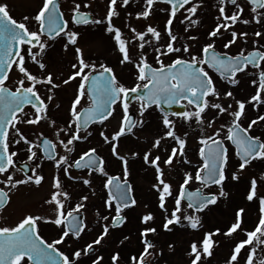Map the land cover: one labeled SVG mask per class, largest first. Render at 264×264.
Returning a JSON list of instances; mask_svg holds the SVG:
<instances>
[{"label":"snow or ice","instance_id":"1","mask_svg":"<svg viewBox=\"0 0 264 264\" xmlns=\"http://www.w3.org/2000/svg\"><path fill=\"white\" fill-rule=\"evenodd\" d=\"M129 4L130 0H119V3L118 0H108L105 16L97 19L88 10L91 8L90 2L73 0L71 15L66 19L59 0H42L34 15H25L22 20L17 21L10 15L8 5L0 3V177H3L0 178V185L3 186L0 187V209L10 202L12 190L22 185L40 186L45 179L43 175L37 174V169L41 167L39 163L36 168L31 169V175L15 178L14 158L18 152L11 150L13 144L25 145L30 162L40 160L38 152L42 153V158L51 161L57 172L53 177L50 199L45 201L51 206L47 209L50 215L28 214L14 225L0 226V264H101L104 257L96 255V246L106 240L110 229L125 225V211L134 209L138 204L129 180V159L118 152L119 141L138 126L143 127L142 118L153 106L161 111L165 131L154 139L152 149H161L162 142L168 140L174 144L170 150L164 147L168 154L163 160L160 154L153 155L151 150L145 151L140 157L144 165L152 168L155 173L156 182L152 189L157 193V207L164 214L161 226L163 231L172 232L174 227L199 231L202 228L200 213L216 205L219 198L227 199L228 193L224 186L229 175L232 181H239V173H243L254 161L264 162V137L253 133L254 126L264 127L261 123L264 122V114H258L256 118L248 115L249 110H259L264 106V41L253 40L251 51L244 48L237 54H229L227 51L238 39L242 44L248 43L247 31L238 33L233 30L229 33V29L238 22L243 25L252 22L261 25L262 30L254 31L253 35L256 38L264 36V0H247L251 20L242 19L244 8L238 0H219V15L216 17L218 22L207 34L210 42L198 47L193 43L178 42L173 21L183 10L184 18L179 22L185 24L184 31L187 33L191 27L199 24V20L194 17L202 7L200 3L194 0H144V7L135 14L137 20L147 21L154 14V6L157 4L169 6L160 9L167 13L163 28V35L167 39L163 44L162 32L151 24L138 30L126 22L124 26L131 32V37L125 36L121 27L114 23V18L118 19L121 9L127 8ZM226 4H231L235 10L226 12ZM131 16L132 13H128L126 21ZM30 22L35 23V30L30 27ZM70 24L75 27L104 25L105 33L111 36L120 54L119 65H132L135 69L134 85L122 83L113 67L105 63L97 66L96 62L86 60L78 43L81 33L70 28ZM225 33H229L230 39L223 44L224 51H217L215 40L221 39ZM58 39L65 41L62 50L67 52L71 46L75 56L71 72L63 79L48 71L44 62L49 42H56ZM187 40L196 42L199 37L189 35ZM146 48H151L154 53V63H149ZM169 57L171 59L166 63L164 58ZM29 63L38 66L39 72H32ZM13 69L18 78L14 86H8ZM209 70L232 87L249 77L250 85L255 89L254 94L247 100L237 99L231 90L222 94ZM73 82L75 94L69 104L66 126L57 128L56 121L51 120L48 115L49 105L54 99L53 93L62 87L73 86ZM42 89L47 93L45 98L41 96ZM222 98L230 102L225 105L220 102ZM133 101L137 102L139 119H134L130 114ZM116 105L121 109L118 129L110 134L101 130L99 136L105 145L111 146L112 157L121 162L122 176L109 174L106 160L95 147L79 153L78 158H72L78 143L92 135L89 131L91 126H105L110 118H116ZM173 105H178L183 110H164V106L171 109ZM246 106H251V109H246ZM26 107H30L32 111H25ZM212 112H215V116L209 115ZM170 117H176L186 124L194 120L202 131L205 128L212 129L211 134L202 136L198 141L199 165L194 172L183 173L181 183L175 191L172 183L165 178L166 171L171 172L177 164L188 165L191 162L186 158L187 140L177 134L176 120ZM218 117L223 119L217 126ZM42 121L54 129V140L47 138L43 131L38 132L37 138L33 140L18 127L38 126ZM246 121L248 122L245 124ZM61 134L66 139L61 138ZM58 147L63 154L57 151ZM231 149H234L233 154L239 164L236 171L228 174ZM138 155L133 153L132 157L136 158ZM72 170H86L88 178L81 180L71 174ZM60 172L68 180L81 182L84 186H91V177L96 174L104 178L102 187L106 192L103 201L106 214L96 212L101 232L86 246H81L79 250L73 249L67 254L59 246H70L73 239L80 240L88 228L84 211L88 207L89 196H82L80 202L73 206L71 194L61 182ZM259 179L264 182V175ZM193 183L198 185L194 191L190 190ZM212 186H216L218 192L206 193L205 189ZM258 188H264V183L258 185L257 179L252 178L245 197L249 204L257 207L258 220L253 228L245 227L247 213L241 207L235 211L234 222L223 232V236L227 238L241 233L245 237L234 243L226 264H264V195L259 194ZM92 195H95L94 190ZM169 198L173 201L171 210L166 206ZM109 220L110 223H107ZM155 220L152 212L140 217V223L144 226L139 231L142 251L131 255L128 264H151V260L146 257L155 254L156 245L150 239L158 234L154 226ZM41 224L57 229V238L50 242L45 239L40 231ZM219 235L220 229H215L204 233L201 241L192 242L188 253L190 264H204V261L212 257L214 248L218 246L214 237ZM128 240L130 237L125 235L120 243ZM168 247L171 251L173 245L169 244ZM258 250L262 255L257 256ZM82 257H88V260ZM120 260V253L116 252L111 255L110 264H118Z\"/></svg>","mask_w":264,"mask_h":264},{"label":"rangeland","instance_id":"2","mask_svg":"<svg viewBox=\"0 0 264 264\" xmlns=\"http://www.w3.org/2000/svg\"><path fill=\"white\" fill-rule=\"evenodd\" d=\"M6 2H9L13 7L15 13L20 16L21 12L27 13V14H33L37 7L38 3L34 2V0H5ZM91 1V9L94 11V17L97 19L103 18L106 14V6L108 0H90ZM89 1V2H90ZM119 2V0H118ZM197 2V1H196ZM202 7L198 9L197 15L199 16L194 17L195 19L199 20V24L196 26H193L190 28V30L186 33L184 31L185 24H181L179 21L184 18L183 11L180 14H177V17L173 21V28L174 32L177 31L179 36V43H193L195 46H199L202 44H206L210 42L207 38L208 32L214 28L213 25L217 24L216 17V9L213 7L212 0H205V3L201 4ZM144 7L143 2H135L134 4L129 5L125 9H121V14L118 19L114 18V23L119 25L121 27V30L125 33L126 37H131V32L128 30L127 27H125V23H129L134 27H137L139 30L141 27H146L147 25L151 24L152 26L158 27V29L162 32V39L161 43L163 44L166 41L165 35H163V24H165V21L167 19V13L160 11V9H166V7L155 5L154 6V14L147 20H137L135 19V14L139 12ZM90 9V10H91ZM128 13H132L131 18H128L126 21V17ZM212 15H216L215 20L213 21ZM160 18V20H159ZM212 24V25H211ZM82 32V40L84 43L81 45L85 59L91 62H96L97 66H99L100 63L108 64L109 66L113 67V69L116 71L117 74L120 75L118 79L121 80L122 83L132 86L135 83V69L132 65H125L121 67L119 65V59L120 54L115 48L114 41H111L110 35L106 34L103 28L94 27L92 29H87L86 31ZM189 35H197L199 37V40L196 42H189L187 40V36ZM226 36V35H225ZM225 38L224 35L221 39ZM221 39L215 40L216 43V49L217 51H224L223 47L218 44V42ZM53 46L50 44V47L47 52L53 53L51 54V61H44L48 68L47 70L52 72L54 75H58L61 77V79L65 78L70 72H71V64L75 62V56L74 53L70 52H64L63 50L52 48ZM133 47V52L135 53V47ZM236 47V46H234ZM233 47V48H234ZM52 49V50H51ZM57 51V52H55ZM59 51V52H58ZM74 52V50H71ZM147 55H148V61L151 63L153 62V55L151 48L145 49ZM48 53V54H49ZM167 59V60H166ZM166 63L169 62L171 59L166 58ZM30 70L34 73H38V71L33 67V65H30ZM15 72V71H14ZM125 77H130L127 82ZM18 78V74L15 72L13 75V78L11 79V82H15ZM218 90L222 92L224 85L219 82L217 86ZM45 93V91L42 89ZM245 93L244 96L235 95L237 99L240 100H247L250 97L251 92L248 90H243ZM47 95V93H45ZM75 94V87L69 86V87H62L58 92L53 93L54 99L51 102V116H49L50 119L56 121V126L58 127H65V122L68 120V108L70 101L72 100L73 96ZM211 99V97H209ZM223 104H227L230 102L227 99H223L220 101ZM56 105H59V107H56ZM121 109L118 108L114 116L115 119L110 118L109 121L105 123V126L100 128L101 130H104L106 134L113 133L118 129L119 125V118H120ZM130 113L134 114L136 116V119H139L138 113H137V102H134L133 105L130 107ZM211 116H215V112L209 113ZM153 118V119H152ZM144 120L143 127H139V130L135 133L134 136L130 138H126L125 140L121 139L119 141V147L118 152L122 155H124L126 158L131 159L133 163L135 164L139 161H142L140 157H142L143 153L145 151L151 150L153 155L160 154L161 159L168 154L167 151H164V147H167L169 149L170 146L173 145V142L171 140H168L166 142H162V148L161 149H152V144L154 142V139L159 138L163 132L165 131L163 129V126L159 125V122H162V119L160 117H157L154 112L151 113V116L147 117V113H145V116L142 118ZM156 119L157 122L154 120ZM176 120V130L177 134L181 135L182 138H185L187 140V148H186V158L191 162L188 165H184L182 163L177 164L176 168L173 169L171 172L166 171L165 178L169 180L172 185L173 189L178 188V185L181 183V177L184 172H194L195 168L199 165V156H198V149L200 147L198 141L202 136H206L208 134H211L212 129L205 128L203 131L201 130V127L198 126L195 121L193 120L190 124L184 123L182 120L178 118H170ZM223 117L216 118V125L218 126L221 122ZM153 121V124L149 126V123ZM159 121V122H158ZM62 124V125H61ZM23 130L27 135H31L33 132H40L44 131L48 135L50 134L53 138V132L54 129L50 128L46 122H43L42 125L38 126H28L23 125ZM94 131V130H93ZM91 131V132H93ZM98 131V132H97ZM95 132V133H94ZM90 137H88V141L85 143V147H81L83 151L88 150L89 148L96 147L98 151L109 161H111L110 156L111 152L107 145H105L100 139H94V134H99V129H96ZM253 132H256L260 135H263L262 128L254 126ZM83 135V134H82ZM61 138L66 139V137L61 134ZM94 139V140H93ZM174 146V145H173ZM62 151V149H61ZM79 151V149L77 150ZM133 153L139 154L136 158L132 157ZM183 158H181L182 160ZM132 168L135 169L133 176L131 175L129 179L131 178L133 181V184L136 188V194H137V206L132 209L131 212L128 213V216L132 218V228L126 230L123 235L120 237L114 238V240L110 239L109 237L106 238L105 241H103L102 245L100 246V249L102 254L105 255L103 259V264L109 263L110 257H108L107 251L111 249L118 250L120 248L123 252H125V256L127 255H137L139 252H141L142 247L139 245V231L144 226H138L139 224V218L147 213L152 212L155 214L156 220L154 226L157 228L158 234L155 236H151L150 238L153 240V243L157 246H165L169 244L164 241L166 238L165 232L162 230V223L164 219V214L160 212V210L157 209V193L152 189V185L156 182L155 181V173L154 170H152L148 166H133ZM142 165V163H140ZM238 169V163L235 160L234 155H230V164L227 169V173L230 174L231 172H234ZM264 175V162L256 161L253 165L249 166L245 169L243 173H239L240 179L239 181H232L229 175V179L226 181V185L224 186V190L228 193L227 199L219 198L218 203L212 207L213 209L208 210L206 213L201 215L202 217V228L199 231L191 230L187 227H174L173 232L179 233V236L174 239V245L173 247L179 248V264H185L187 258H185L183 255L185 253V249H188L190 247V244L192 242H199L202 240L204 233L213 231L215 229H220L221 235L214 237L216 241H218V246L215 247L217 256L215 261L221 260L219 263H213V264H225L227 262V257L230 256L232 247L235 242L239 241L240 239H244L245 237L243 234L234 235L233 238H227L223 236V232L230 226L231 223L234 222L235 218V211L238 208H245L247 213V223L248 225L247 229H252L255 223L258 220V213H257V207L255 204H249L245 197L250 187V180L252 178H256L258 181V185L264 183L260 181V176ZM91 179H93L91 177ZM94 183L96 181L94 180ZM52 182L48 183L47 185L41 187L39 190V199L40 201L42 198L47 197L52 189L51 186ZM198 187L197 184L193 183L190 185L191 189H196ZM93 190L95 191V195H92ZM93 190H84L86 192V195L89 196V204H95L96 202L101 200V196H104V191L100 188H94ZM259 194L264 195V188H258ZM70 192H76L74 189H71ZM206 193H217L218 188L213 187L205 190ZM148 204L149 206H147ZM173 201L171 198L167 201V207L171 210L173 206ZM171 206V207H170ZM88 222L89 224L92 223V221H95L96 213L93 211H88ZM128 226L127 224L124 226V228ZM246 227V226H245ZM123 228V229H124ZM122 229V230H123ZM178 229V230H177ZM87 230V235L91 234ZM100 232V230H98ZM129 236L130 240L125 241L123 244L120 243L121 240H123L122 236ZM94 238L91 236V239ZM120 238L118 241L117 239ZM159 241H162L161 244H157ZM116 242V243H115ZM158 248V247H157ZM244 255V251L242 250L241 256ZM262 255V253L257 252V256ZM206 264H211L210 261H206ZM204 263V264H205ZM243 264V262H242Z\"/></svg>","mask_w":264,"mask_h":264},{"label":"flooded vegetation","instance_id":"3","mask_svg":"<svg viewBox=\"0 0 264 264\" xmlns=\"http://www.w3.org/2000/svg\"><path fill=\"white\" fill-rule=\"evenodd\" d=\"M89 1L90 0H84L85 3H88ZM140 1L143 2V4H144V0H130V4L129 5L134 4L135 2H140ZM196 1L198 3H200V4L205 3V0H194V2H196ZM34 2L38 3V7L36 9V11H37L38 8L41 6L42 0H34ZM59 2L61 4V6H62L61 10L65 13V18L66 19L69 18V16L71 15L70 9H71L73 0H59ZM212 2H213V5H214L213 7H215V9H216V15H219V12H218V7L220 6L219 5V0H212ZM0 3H4V4L8 5L10 15H12V17L14 19H16L17 21L22 20L23 16H25V15L32 16V15H34L36 13V11L33 14H27V13L21 12V14L19 16V15H17V13H15L14 7L9 2H6L5 0H0ZM90 3H91V1H90ZM107 3H108V1H107ZM238 3H240V5L244 8V13L242 15V19L247 18V19L251 20L252 17H251V14H250V6L247 4V0H238ZM157 5H160V6H163V7H166V8L169 7L168 5H165V4H157ZM90 9H88V10L92 12L93 18H95L94 17V11L92 9L91 10ZM228 10L234 11L235 8L231 4H226V12ZM182 11L183 10H181V12ZM216 15H212L213 16V18H212L213 21L215 20ZM196 17L198 18L199 16H196ZM159 20H160V18H159ZM117 26H119V25H117ZM213 26L215 27V25H213ZM30 27L32 28V30H35L36 29L35 23L34 22H30ZM94 27H98V28H103L104 29L105 26L104 25H88V26L75 27V26H72L70 24V28H74V30H76V31L81 33V37H80V40L78 42L80 47L84 43V41L82 40V32L81 31H86L87 29H92ZM163 28H164V24H163ZM173 30H174V28H173ZM233 30L237 31L238 33L247 31L249 33V35L247 37L248 43H247V45L242 44L241 41L238 39L237 43L227 50L229 52V54H237L238 51L241 48L246 49V51H251V50H253V40L259 39L260 41H264V36H262L260 38H256L253 35L254 31L262 30L261 29V25H258L255 22H252V23H250L248 25H243V24L238 22L236 25L233 26V28L229 29V33L231 31H233ZM175 32H176V34H178L177 31H175ZM175 32H174V34H175ZM229 33H225L224 34L225 38L221 39L218 42V44H220L221 47H223V44L225 42H227L228 39H230ZM178 38H179V36H178ZM110 40L113 41L112 38ZM64 42L65 41L58 39L56 42H49V43L53 46L52 48H56V50L57 49L62 50V45H63ZM234 46H236V47H234ZM258 46L259 45H257V47ZM71 50H72V47L70 46L68 52L74 53ZM55 52H57V51H55ZM48 53L49 52H47L45 57H44V61L46 60L47 62L51 61V56H52L51 54L53 53V51H51V53H49V54ZM33 67L39 72L38 66H34L33 65ZM14 71H15V69H13V72L10 73V79L7 82L8 86H14V84H15V82H11V79L13 78V75L15 73ZM250 71H255V70L250 69ZM209 72H210V75L213 76V79H214V81L216 83V86H218L219 82H221L224 85V88L222 90L223 93L226 90H231L234 93V95L244 96L245 93L243 92V90L245 89V90H248V91L251 92V94H250V97H251V95H253L254 92H255V89L250 85V78L249 77H246V78L242 79L241 83L239 85H237L236 87H232L231 85H228L226 82L219 80V78L216 76V74L212 73L211 70H209ZM117 76H118V78L120 77L119 74H117ZM125 78H126L125 82H127L130 77H125ZM73 85H75V82H73ZM45 93L43 91H41L42 98L46 97ZM45 102L47 103V100ZM82 104H83V101H82ZM131 105H133V103ZM51 106H52V103L49 105V113H48L49 116H51ZM115 108L117 110L120 107H119V105H116ZM246 109H251V106H246ZM25 111L31 112L32 110H31L30 107H26ZM152 112H154L157 117H160L162 119L161 111L156 109L155 106H153V108L149 109L146 112L147 113V117L151 116ZM258 114H264V106H261V108L259 110H249L248 111V115H249L250 118H256ZM131 115L133 116L134 119H136V116L133 113ZM170 118H176V117H170ZM154 120L157 122L156 119H154ZM154 120H151V122L149 123L148 127H150V125L153 124ZM247 122L248 121H246L245 124ZM42 123H43V121L41 122V125H42ZM261 123L264 124V122H261ZM159 125L162 126V122L161 121L159 122ZM28 126H31V125H28ZM65 126H66V122H65ZM18 127H20L21 130L25 133V131L23 130V125H18ZM102 127L103 126H101V125H93V126H91L89 128V131H93V130L96 131V129H99V131H101L100 128H102ZM261 128H262V132H263V135H261V136L264 137V127H261ZM138 130H139V127L134 129L131 134L127 135L126 137H122L121 139L125 140L126 138H130V137L134 136L135 133ZM37 133L38 132H36V133L33 132L31 135L30 134L27 135L26 133L25 134L28 137H30L31 139L35 140L37 138L36 137ZM253 133L256 134V135H260V134H258L256 132H253ZM44 134H45V136L47 138L54 140V138L50 134L48 135L46 132H44ZM10 136H11V133H10ZM94 139H100V141L103 142V140L99 136V134H96V135L94 134ZM87 141H88V139L83 141V142H81V143H78L77 150L79 149V151H76L75 153L72 154V158L73 159L78 158V154L83 152L81 147L87 146V145H85V143ZM107 146L110 149L111 146L110 145H107ZM172 146L169 147V150H170V148ZM11 150L18 152L17 157L14 158L15 164H16V170H14L15 171V178L20 179V178H24L26 174L31 175V169L32 168H36V165L39 163L41 165V167L37 169V174L43 175L45 179H44V181L42 182V184L40 186L22 185V186H19L18 189L11 191V193H10V197H11L10 202L3 209H0V226L14 225L24 215H28V214L44 215V216L50 215V213L47 211V209H49L51 206L47 205L45 203V201L47 199H50V194L53 191V189H51L49 195L47 197L42 198L41 201L39 199V190H41L40 189L41 187H43V186L47 185L48 183L52 182L53 181V177L57 174L53 163L51 161L43 159L42 158V153L38 152V156L41 157L40 160H34V161H31V162L28 161V153L26 152L25 145H23V143H21L20 145H14L13 144L11 146ZM57 151L60 152L61 154H63V152L61 151V149L59 147L57 148ZM98 153L106 160V170L109 172V174H115V175H121L122 176V165H121V162L119 160H117L114 157L110 156L111 161H109L99 151H98ZM233 153H234V149H231L230 150V155H234ZM255 162L256 161H254L253 164ZM131 163H133V162L131 161V159H129V168H130V171H131V175L133 176V174L135 172L134 171L135 169L132 168L133 164H131ZM140 163H142V165H140ZM133 166L141 167V166H146V165H144L143 161H139V162L135 163ZM10 171H13V170L10 169ZM71 174L74 175V176L79 177L81 180L83 178H88L86 170H84V171L72 170ZM59 175H60L61 182H62L64 188L71 194V204L73 206L75 205V203L80 202V198L82 196L86 195V192L84 190L89 191L90 189L93 190L96 187V188H100V189H102L104 191V193H103L104 196H101V200L96 202V205L95 204H89V201H88V207L84 211L85 223L88 225V228L85 229V233L82 234V238L80 240H78V241L73 239L70 242V246L68 244L59 246L61 248V250L64 251L67 254V253H71L73 251V249L79 250L81 248V246H86L87 243L92 242L97 237V235L101 232V230H102L101 224L97 223V218L95 219V221H92V223L89 224L87 210L88 211H93L95 213L97 211H99L101 214H106L104 203H103V201H104V199L106 197V192H105V190L102 187L104 178L99 177L96 174H93V176H92L93 184L91 186H84L81 182H78V181H70L63 175L62 172H60ZM0 178H3V177H0ZM94 180L96 181V183H94ZM129 180H130V182L133 185V195L135 196L136 199H138L137 194H136V188H135V186L133 184V181H132L131 178ZM0 187H3V186L0 185ZM213 187H211V188H213ZM71 189H74L76 192H72L71 193L70 192ZM191 190H195V189H191ZM205 190H207V189H205ZM146 205L149 206L148 204H146ZM66 207H67V205H66ZM210 209H213V208L210 207L208 210H210ZM208 210H206L204 213H206ZM131 211H132V209L126 210L125 213H124V215H126V217H127V222L125 223V225L127 224L128 226H126L124 228L125 225H123L120 228L110 229V233H109V236H108L110 239L114 240V238L120 237L121 235L124 234V232L126 230H128V229L133 227L132 226V218L128 216V213L131 212ZM107 223H110V220ZM138 226L139 227L143 226L140 223V218H139ZM245 226H246V228H248V225H245ZM89 229L91 230L90 233H92L91 236L94 237L92 239H91L90 234L87 235V233H88L87 230L89 231ZM98 230H100V232H98ZM40 231H41L43 237L45 239H47L49 242L52 239L57 238V236H58V230L55 229L51 225L41 224L40 225ZM165 234H166V238H165L164 241H166L168 244L174 245V242H173L174 240H169V239L177 238L179 236V233H176V232L172 231V232H165ZM167 236L169 237V239L167 238ZM173 236H174V238H172ZM122 237H124V236H122ZM120 238H118L117 241ZM139 240H140V237H139ZM161 242L162 241H159L157 244H161ZM101 245L96 246V255H102L103 257H105V255L102 254L103 251H101V249H100ZM139 245L142 247L141 243H139ZM216 250L217 249L214 248L213 256L208 258V260H207V261H210L211 264L219 263L221 261V260L215 261V260H217L216 259V256H217ZM151 251L152 250H150V252ZM189 251H190V247L188 249H185V253L183 255L185 258H187V260L185 259V261H186L185 264H190V259L191 258L188 255ZM116 252H119L120 255H121V260L118 262V264H128V258L131 255L128 256V257H127V255L125 256L126 253L123 252L120 248H118V250H115V249L108 250L107 251L108 257H111V255L116 253ZM228 258L229 257H227V259ZM82 259L88 260V257H82ZM146 259H150L151 260V264H179V248L173 247L172 250L169 251L168 245H165V246H158L157 245L156 249H155V254L150 256V257H146ZM202 260H203V258H202ZM102 262H101V264H103ZM205 262L206 261H204V263ZM89 264H90V262H89ZM107 264H110V259H109V263H107Z\"/></svg>","mask_w":264,"mask_h":264},{"label":"water","instance_id":"4","mask_svg":"<svg viewBox=\"0 0 264 264\" xmlns=\"http://www.w3.org/2000/svg\"><path fill=\"white\" fill-rule=\"evenodd\" d=\"M164 110H167V111H182L183 109L180 108V106H178V105H173L171 109H168L167 106H164Z\"/></svg>","mask_w":264,"mask_h":264}]
</instances>
